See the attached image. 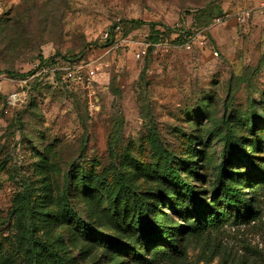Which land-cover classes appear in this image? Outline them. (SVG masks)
Returning <instances> with one entry per match:
<instances>
[{"label": "rangeland", "instance_id": "374dc122", "mask_svg": "<svg viewBox=\"0 0 264 264\" xmlns=\"http://www.w3.org/2000/svg\"><path fill=\"white\" fill-rule=\"evenodd\" d=\"M226 1L0 0V264H53L35 242L65 264H148L158 247L155 264H264V189L252 222L175 230L236 212L217 190L228 135L254 157L236 150L230 183L252 197L264 173V26L224 22L206 31L204 49L180 48ZM155 30L173 46L165 55L111 48ZM64 56L101 59L91 94L28 74ZM14 92L25 96L10 104ZM168 166L199 192L196 205L164 176ZM140 211L176 233L181 252L151 242L135 225ZM78 218L119 243L86 234Z\"/></svg>", "mask_w": 264, "mask_h": 264}, {"label": "trees", "instance_id": "16d2710c", "mask_svg": "<svg viewBox=\"0 0 264 264\" xmlns=\"http://www.w3.org/2000/svg\"><path fill=\"white\" fill-rule=\"evenodd\" d=\"M224 16V13L222 15ZM219 17V16H218ZM216 18V17H215ZM166 31H152V33H149L146 37V39L150 42H157L161 40L162 38L166 37ZM108 39L107 41H109ZM79 57H61V58H52V59H39L37 61H40L42 64L46 65L48 68L52 66L53 64H58L62 62H74L77 61ZM36 71H30L31 76H34ZM40 75H44L43 77H53L61 80V76L59 72H46L42 73ZM28 78V75L26 76ZM26 77L20 78V80H24ZM62 81V80H61ZM63 82V81H62ZM64 83V82H63ZM66 84V83H65ZM68 85V84H67ZM69 86V85H68ZM69 89H74L72 86L68 87ZM240 149L242 154L247 155L246 151L243 147H240L239 142L234 137L233 134L228 135V139L226 141V147L224 151V159L226 161H230L232 156L235 154L237 149ZM246 159L254 165V157L248 154L246 156ZM240 160V159H238ZM223 162L221 171L219 173V185L217 187V190L221 192L222 196L225 198V202L228 205V207L235 208L236 212L232 213L230 211H208L205 212L203 217L198 218L195 221L189 222L187 226H181L180 229L175 230H181L183 231L185 236H197L201 235L205 231H207L210 228H217L225 223L230 222L233 219V222L238 223H249L254 220H256V216L258 213V207H257V200L255 196L264 189V180L261 178H264V173L261 174V177L258 178L259 184L256 188L252 189V197H247V193H243V191L240 188H237L236 186L232 185L229 181L231 175L228 172L227 169V163ZM164 176L166 178L172 179L176 183V185L180 186V188L183 190V193L187 200L192 204H197V199H199V192L196 191L195 187L193 185H190L188 183H185V180L182 179L181 174L172 166H168L164 170ZM26 196H22L21 199L19 198L16 202L19 203V205L22 203L24 206V203L22 199L24 200ZM199 201V200H198ZM203 202V200H200ZM21 202V203H20ZM69 213L77 218L78 214L75 211H72V209L68 210ZM175 212H179L178 209H175ZM79 219V218H78ZM79 222L81 223L82 229L84 232L88 235H96L99 237H106L107 241L109 243H119L118 240L111 236H106L100 231H98L90 222H87L83 219H79ZM135 225L137 228L146 234H148V239H150L151 242H165L169 247H171L175 252H181L180 247L178 246L179 240L177 239L176 233L170 232L167 230V227L164 225L159 224L153 217H151L148 213H145V211H140L138 213V216L135 221ZM33 242L35 240L32 238ZM37 247L43 249V251L46 254V257L48 256L52 261L53 264H65L62 257L59 256V254L56 251V248L53 247L51 244L45 243H33ZM125 245H121L120 248L123 249ZM163 252V249L161 247H158L154 250L153 257L145 258L146 262L148 264H155L154 258H159V253Z\"/></svg>", "mask_w": 264, "mask_h": 264}, {"label": "built area", "instance_id": "2783aa9c", "mask_svg": "<svg viewBox=\"0 0 264 264\" xmlns=\"http://www.w3.org/2000/svg\"><path fill=\"white\" fill-rule=\"evenodd\" d=\"M259 11L264 13V3L261 5ZM256 10L253 8L242 9L235 15L237 24L239 27H245L253 19ZM225 22L224 16L216 17L212 23L203 29L197 30L193 33L184 35L181 40L180 48L191 51L196 46L200 49H204L207 46L208 38L206 36V31L219 26ZM120 30V25H116L115 32ZM119 47H124L128 51L134 52L136 58H144L149 52L154 56H162L167 54L173 49L172 44L167 38H162L157 42H150L146 38L144 39H132L130 37H125L120 41H115L112 45V49H117ZM109 52V51H108ZM107 52V53H108ZM106 53V54H107ZM217 55V53H215ZM104 68L101 59L84 60L78 59L74 62H62L58 64H53L49 68L42 64L40 61H35L33 63V70L39 74L46 72H59L61 80L72 86L75 90H87L88 93H92L94 82L97 74ZM22 82V81H19ZM26 83V80L24 81ZM25 95L19 92L12 93L8 101L10 104H17L22 101Z\"/></svg>", "mask_w": 264, "mask_h": 264}, {"label": "crops", "instance_id": "0c3cea01", "mask_svg": "<svg viewBox=\"0 0 264 264\" xmlns=\"http://www.w3.org/2000/svg\"><path fill=\"white\" fill-rule=\"evenodd\" d=\"M231 2H234L235 5H232ZM264 3V0H227L226 3H224L223 5H221V9L223 10L224 13V17H225V24H229L231 22L237 24L236 18H235V12L238 9H241V7L243 8H253L256 10L254 17L252 19V31L254 30H260L262 26H264V13H261L259 11L261 5ZM234 11V13H232L231 15H226L228 12L230 11ZM258 26V27H257ZM245 30V29H244Z\"/></svg>", "mask_w": 264, "mask_h": 264}]
</instances>
